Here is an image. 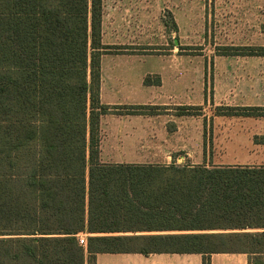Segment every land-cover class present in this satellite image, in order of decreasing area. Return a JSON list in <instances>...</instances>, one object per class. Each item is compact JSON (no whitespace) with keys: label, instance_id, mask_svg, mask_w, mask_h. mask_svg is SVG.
<instances>
[{"label":"trees","instance_id":"obj_1","mask_svg":"<svg viewBox=\"0 0 264 264\" xmlns=\"http://www.w3.org/2000/svg\"><path fill=\"white\" fill-rule=\"evenodd\" d=\"M103 15V0H0V264H96L99 253H197L203 264L244 253L264 264V165L101 161L103 115L170 109L101 102L103 55L161 54L105 45ZM214 116L263 117L264 107Z\"/></svg>","mask_w":264,"mask_h":264},{"label":"rangeland","instance_id":"obj_2","mask_svg":"<svg viewBox=\"0 0 264 264\" xmlns=\"http://www.w3.org/2000/svg\"><path fill=\"white\" fill-rule=\"evenodd\" d=\"M154 5V14H141L139 19L132 20L131 28L139 34L140 45L136 47L160 49L161 54L176 50L173 54L181 58L178 65L187 69L186 86L181 92L179 89L168 92L170 80L165 74V92L160 96L141 95L120 101L135 105L171 101L201 105L204 115L190 118L188 126L199 125L205 116L204 138L211 156L242 161L264 153V116H214L216 106L264 107V56L223 55L245 47L256 48L260 54L264 52V0H154ZM146 33L148 36H143ZM147 41L150 45H146ZM177 42L190 48L184 50L187 53H179ZM224 48L230 49L226 53ZM135 55L133 69L139 74L167 68L165 57ZM199 149L191 146L187 151L195 155ZM185 153L181 149L175 157Z\"/></svg>","mask_w":264,"mask_h":264},{"label":"crops","instance_id":"obj_3","mask_svg":"<svg viewBox=\"0 0 264 264\" xmlns=\"http://www.w3.org/2000/svg\"><path fill=\"white\" fill-rule=\"evenodd\" d=\"M103 3V43L139 46V34L132 30V20L139 19L141 14H154V0H103ZM175 51L171 49L170 54H150L165 57L167 68L165 71L143 74L133 69L132 58L135 54L103 55L101 102L108 106H132L135 104L130 103L131 101L120 100L134 99L141 95L160 96L165 92V74L170 80L167 91L179 89L181 92L186 86L187 69L178 65L181 64V58L173 54ZM149 74L159 75L161 85H145V77ZM183 105L185 104L171 101L156 106ZM125 111L101 117L100 158L103 163L171 164L173 161H190L191 164L207 165H264V153L242 161L220 160L214 154L211 156L207 149L205 151L204 121L195 127H189V119L195 117L178 115L175 109L167 110L164 115L127 114ZM191 146L200 148L195 155L187 151ZM181 149L185 150V155L175 157V153ZM96 264H203V256L197 253H99ZM211 264H249V256L244 253H215L211 256Z\"/></svg>","mask_w":264,"mask_h":264},{"label":"built area","instance_id":"obj_4","mask_svg":"<svg viewBox=\"0 0 264 264\" xmlns=\"http://www.w3.org/2000/svg\"><path fill=\"white\" fill-rule=\"evenodd\" d=\"M79 242L81 245L86 246L87 244V234H81L79 236Z\"/></svg>","mask_w":264,"mask_h":264}]
</instances>
